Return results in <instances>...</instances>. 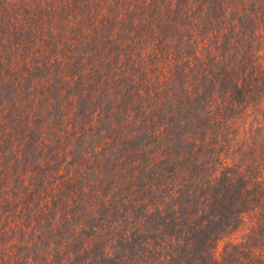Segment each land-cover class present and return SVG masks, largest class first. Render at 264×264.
<instances>
[{
    "label": "trees",
    "instance_id": "trees-1",
    "mask_svg": "<svg viewBox=\"0 0 264 264\" xmlns=\"http://www.w3.org/2000/svg\"><path fill=\"white\" fill-rule=\"evenodd\" d=\"M0 264H264V0H0Z\"/></svg>",
    "mask_w": 264,
    "mask_h": 264
}]
</instances>
